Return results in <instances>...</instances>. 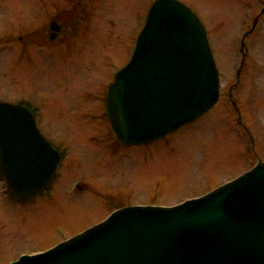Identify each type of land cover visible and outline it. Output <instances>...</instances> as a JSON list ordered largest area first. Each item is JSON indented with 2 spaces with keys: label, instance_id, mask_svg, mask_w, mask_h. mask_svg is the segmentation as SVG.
<instances>
[{
  "label": "rangeland",
  "instance_id": "374dc122",
  "mask_svg": "<svg viewBox=\"0 0 264 264\" xmlns=\"http://www.w3.org/2000/svg\"><path fill=\"white\" fill-rule=\"evenodd\" d=\"M154 1L96 0L99 16L95 25L100 27L95 28L92 39L102 43L99 52L105 50L108 54L111 81L129 61ZM178 1L188 6L205 27L220 76L217 106L166 140L141 148L139 155L130 152L106 157L96 153L98 160L90 164L87 175L92 188L82 196L71 195L67 188L70 180L57 181L47 194L28 203L17 202L6 196L0 179V264L10 263L21 255L45 252L101 223L118 207L177 205L237 178L258 159L264 162V14L261 13L264 0ZM45 2L51 3L50 0H0V101L18 100L17 94H22V88L28 86L43 91V84L51 81L52 87L46 91L54 104L50 109L60 113L58 117L53 114L54 127L45 128V135L54 138V143L66 146L69 158L83 159L89 147L82 139L80 142L76 139L85 130L75 129L66 122L69 119L63 112V101L83 81L87 71L75 69L71 54H63V60L52 65L33 57L25 64L26 68L21 63L14 72L9 70L6 48L9 30L13 27L15 36L21 33L25 20L30 21L34 14L39 16L38 10ZM73 2L76 0H62V7L69 9ZM257 17L260 22L246 40L249 66L242 72L245 74L248 67L255 80L250 85L246 82L236 94L241 96L237 104L243 122L252 130L254 156L249 142L245 143L236 130H231L235 113L226 94L235 83L241 39ZM55 67L63 70V74H57ZM93 77L100 79V72L94 71ZM74 174L86 175L80 168ZM62 184L65 188H61Z\"/></svg>",
  "mask_w": 264,
  "mask_h": 264
},
{
  "label": "water",
  "instance_id": "95a60500",
  "mask_svg": "<svg viewBox=\"0 0 264 264\" xmlns=\"http://www.w3.org/2000/svg\"><path fill=\"white\" fill-rule=\"evenodd\" d=\"M218 97L219 74L203 24L183 3L156 0L130 61L108 88L105 109L115 138L126 147L150 145L202 117ZM58 163L32 114L0 102V169L7 187L22 197L40 193ZM11 264H264V162L173 207L122 208L51 250Z\"/></svg>",
  "mask_w": 264,
  "mask_h": 264
},
{
  "label": "flooded vegetation",
  "instance_id": "af4514ba",
  "mask_svg": "<svg viewBox=\"0 0 264 264\" xmlns=\"http://www.w3.org/2000/svg\"><path fill=\"white\" fill-rule=\"evenodd\" d=\"M50 1V4L43 3L41 9L38 10L39 16L34 14L30 21L25 20L24 29L17 36L14 35L13 27L9 30L6 42V48L9 52V70L14 72L15 68L21 67V63L26 68L25 64L29 63L33 57L35 60L38 58L52 65L56 61H62L63 54H71L75 69L87 71L85 78L82 79L83 81L75 86L73 92L67 95V98L63 101V112L67 114L69 119L66 122L73 125L75 129L85 130V134L81 137L77 136L76 139L77 142L82 139V142L89 147L86 150L85 157L83 159L69 158L66 146H63L61 142L54 143V138L45 135V128L51 129L54 127L53 114L58 117V113H60V111L55 113V109H50V107H54V104L46 91L51 89L53 84L51 81H46L43 84V91L40 89L37 92L35 88L31 90L30 86L22 88L23 93L17 94L20 95L19 99L10 102L21 105L31 112L38 129L60 157L52 183L40 196L47 194L55 182L66 181L67 183L70 180L71 184L66 187L70 188L73 197H79L92 188L87 175L91 171L90 164L98 160L95 158L96 153L101 152L106 157H110V154L115 156L119 154L128 155L127 153L130 152L139 155L143 147L122 146L115 140L110 130L105 111V98L108 87L112 82L110 80L109 64L106 61L108 54L105 50L102 53L99 52L102 43L92 39L95 28L100 27L99 24L95 25L99 16L95 8L96 0H87L86 3L84 0H76L69 9L62 7V0ZM47 5L48 8H46ZM98 5L99 3H97V7ZM28 11L30 13L31 9L29 8ZM262 11L264 14V8H262ZM258 21L259 18L255 27ZM248 49L246 46L244 64L240 74L238 75L237 72L235 74V83L231 85L232 91L230 88L227 90L226 95L229 102H231L230 95L239 102L241 96L236 95L237 92L246 82L247 85H250L255 80V74L250 70L248 71V67L246 73L242 74L246 69V65L249 66ZM54 71L57 74H63V70L60 71L59 68L55 67ZM94 71L100 72V79L93 77ZM57 87L55 85V88ZM233 125L231 130H236L238 136L242 133V139L247 143L250 140L249 133L252 130L239 122L237 113ZM77 168H80L81 171L84 170L86 175H75L74 172ZM2 188L7 187L2 186ZM61 188H65V184H62ZM5 194L11 200L16 198L8 189H6ZM37 197L38 195L31 198L17 197L16 199L17 202L27 201L23 203H28Z\"/></svg>",
  "mask_w": 264,
  "mask_h": 264
}]
</instances>
